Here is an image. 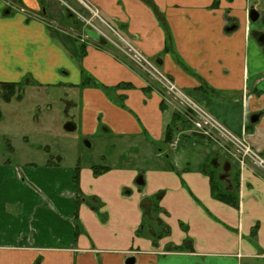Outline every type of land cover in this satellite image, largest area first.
<instances>
[{
  "label": "crops",
  "instance_id": "crops-1",
  "mask_svg": "<svg viewBox=\"0 0 264 264\" xmlns=\"http://www.w3.org/2000/svg\"><path fill=\"white\" fill-rule=\"evenodd\" d=\"M69 1H13L44 20L0 0V82L50 87L63 72L62 85L78 88L85 70L101 87L121 86L124 106L95 87L81 90L78 105L89 133L102 128L133 151L129 160L121 153L111 163L76 166L64 165L57 152L44 151L37 160L22 150L24 159L15 162L10 145V157L0 149V264L264 262V176L241 165L234 148L202 140L183 123L167 142L173 157L163 161L168 150L158 146L166 124L178 118L174 105L104 48L88 44L79 63L75 38L60 28L53 35L47 24L49 16L61 19L64 4L80 10L82 1L89 3L146 56L160 59L191 101L264 157V37L258 40L264 0ZM83 31L97 40L93 30ZM189 141L201 147L198 160L177 152ZM210 155L214 166L222 158L229 163L225 172L237 173L235 205L212 195ZM218 179L231 191L232 184L226 189L225 178Z\"/></svg>",
  "mask_w": 264,
  "mask_h": 264
},
{
  "label": "rangeland",
  "instance_id": "rangeland-1",
  "mask_svg": "<svg viewBox=\"0 0 264 264\" xmlns=\"http://www.w3.org/2000/svg\"><path fill=\"white\" fill-rule=\"evenodd\" d=\"M11 1L12 4H16L17 11L21 9L27 18H43L44 20H47L46 15L40 11L29 12L21 6L19 2L15 3L17 2L15 1L13 3L14 0ZM63 1L67 4H71V1L69 0ZM145 1L151 6L152 1ZM82 5V9L79 10L77 7L69 8L64 4L65 12H62L63 15L61 19H55L53 16H49L48 19H53V22L49 20L47 21V24L50 27V32L53 35L57 34L55 29L60 28L64 30L66 35L75 38L77 44L76 49L79 50L77 51V61L79 63L81 60L80 58L85 52L84 48L92 43L99 48H104L111 52L112 55L125 63L130 70L135 72L136 75L144 78L148 83L149 90L159 92L162 96L163 102H171L174 105L172 111H175L174 113L178 118L170 120L166 124L164 130L165 137L166 132L171 134L169 142H172V136L173 138L176 136L175 134L181 128L179 125L183 123V127L190 128L191 133H195V135L201 137L202 140L207 141V139H210L221 145L224 144V147L226 148H234L238 151L237 147H234V144L228 138L227 134L229 136L231 134L233 137L236 136L228 132V130L219 122L218 125L223 127L225 132L219 127L211 126L209 123L205 124L204 121H206V115L209 117L211 116L191 101V99H189L177 85L176 87L180 89V92L182 93V102L189 100L191 103H194V105L199 107L203 114L200 111H197V109L186 106L180 99L176 98L171 93H168L160 85L158 77L152 75V72L155 73L152 68L157 70L160 74L162 73L165 75L172 82L173 80L161 70V67L154 59L149 58L136 48L131 39L125 37L121 31L119 32V30L116 31L114 28L112 29L106 23L107 21H105L97 10H95L89 3L82 1ZM15 8L11 9L15 11ZM84 28L96 32L98 35L97 40L90 41L89 38L83 34ZM62 74L63 72H61L59 80L55 81V83L59 84L50 87H38L36 84L35 86L28 87L26 85L28 80L24 79L20 84V99L18 101L14 99L15 96L10 99V102L5 101L2 95H0V149L4 154L2 157H10V153L7 152V149L9 148L8 145H10L15 150L12 157L15 159V162H21L24 159L21 153L22 150L30 152V158L37 160L42 156V152L45 153L44 151L48 150L50 152H57L63 156L64 165H68L69 163L76 166H86L88 164L104 165L116 160L117 156L121 153L123 155L120 157L121 159L129 160V152L133 151V148H128L124 141H119L112 134L105 133L102 128H98L94 134L89 133V130L84 128V124L81 121L79 107L80 103H82L81 90L86 87L99 88L113 103L118 106H124V94H118L117 92L122 89V87L117 86L108 89L101 87L102 85L94 82L85 70H81L82 81L80 86L78 88H73L72 86L68 87L67 85H64L67 80ZM32 78L35 82L38 79L36 76ZM62 83L64 84L62 85ZM186 116H192L195 121H198V126H196L195 123H192L193 125L191 127V123H189ZM211 118L214 119L213 117ZM69 120L73 121L76 125V129L72 132H67L63 129L64 123ZM204 132L208 133V135ZM24 137H27V142L23 140ZM165 137L163 138L164 140ZM237 139L244 140L248 144L244 138L236 137V140ZM86 142L88 144H86ZM192 144L193 141L184 144L180 143L177 152H180L182 155H185L190 159L198 160L201 155V147ZM158 147H163L162 149L168 150L163 155V161L169 160L173 157L174 152L170 151V145L166 140L163 142V145H159ZM236 154L238 156V161L240 162L241 155L238 152H236ZM261 157L264 159L262 155ZM214 158V156L210 155L206 159V166L211 170L210 173L212 174L213 179H216L217 181L224 171L225 161H223L222 158H219L217 166H214ZM247 163L264 176V171L262 169L255 167L250 160L245 161V164ZM225 174V182H223L222 185H226L225 188L227 189V187L229 188V184H232L230 192L236 193L237 173L232 171L225 172ZM23 178L26 182L27 179L25 177ZM218 182L220 185L222 181ZM260 264H264V262L260 261Z\"/></svg>",
  "mask_w": 264,
  "mask_h": 264
},
{
  "label": "built area",
  "instance_id": "built-area-1",
  "mask_svg": "<svg viewBox=\"0 0 264 264\" xmlns=\"http://www.w3.org/2000/svg\"><path fill=\"white\" fill-rule=\"evenodd\" d=\"M152 70L155 72V73L152 72V75L154 77L155 76L158 77L160 85L168 93H171L176 98L180 99L182 102L183 97H181L182 93L180 92V89H178L176 85L171 80H169L165 75H163L162 73L160 74L157 70L153 68ZM182 103H184L186 106L190 108L197 109V111H200L202 113V110L196 105H194V103H191L189 100L182 102ZM205 120H206L204 121L205 124L209 123L211 126L219 127L222 131H224L223 127L218 125V122H216L214 119H212L208 115H206ZM190 121H192V119ZM194 121L193 123H195V125L198 126V121H195V122ZM205 134L208 135V133H205ZM227 136L234 144V147L235 146L237 147V150H238L237 152L241 155V159H240L241 165L245 164V161L250 160L255 165V167L260 168L264 171V159L261 157V155L258 152H256L253 148H251L244 140H238V139L236 140V137H233L231 134L230 136L227 134Z\"/></svg>",
  "mask_w": 264,
  "mask_h": 264
},
{
  "label": "trees",
  "instance_id": "trees-1",
  "mask_svg": "<svg viewBox=\"0 0 264 264\" xmlns=\"http://www.w3.org/2000/svg\"><path fill=\"white\" fill-rule=\"evenodd\" d=\"M0 95L5 99V101H10L11 98L15 96V98H19L20 96V83L13 82H0ZM165 140L167 142L170 141L171 134L166 132ZM169 135V136H168ZM96 173L100 172V170L94 169ZM210 182H211V192L215 198L222 200L228 204H236V196L235 193L230 192V190H224L221 185H219L218 180L213 179L212 174H210ZM225 178V177H224ZM76 180V176L75 179Z\"/></svg>",
  "mask_w": 264,
  "mask_h": 264
},
{
  "label": "water",
  "instance_id": "water-1",
  "mask_svg": "<svg viewBox=\"0 0 264 264\" xmlns=\"http://www.w3.org/2000/svg\"><path fill=\"white\" fill-rule=\"evenodd\" d=\"M257 16H258V15H257V13H256V11H255L254 9H251V10L249 11L248 17H249L250 20L255 21L256 18H257ZM263 37H264V35H261V36L258 38V40H259L260 42H262V41H263ZM155 61H156L157 64H160V63H161L160 59H156ZM256 120H257V115H253V116L250 118V121H251V122H255ZM63 129H64V131L72 132V131H74V130L76 129V125L74 124L73 121L69 120V121H67V122L64 123V125H63ZM86 144H88V143L86 142ZM228 170H229V163H228V162H225L224 171H228ZM136 182H137L138 184H141V183H142L141 178L139 177V178L137 179ZM132 262H133V259H129L128 263L132 264Z\"/></svg>",
  "mask_w": 264,
  "mask_h": 264
},
{
  "label": "flooded vegetation",
  "instance_id": "flooded-vegetation-1",
  "mask_svg": "<svg viewBox=\"0 0 264 264\" xmlns=\"http://www.w3.org/2000/svg\"><path fill=\"white\" fill-rule=\"evenodd\" d=\"M249 14V13H248ZM230 28L226 29V30H229ZM176 85V84H175ZM188 120H193V117L192 116H187ZM191 118V119H190ZM221 178H224L225 177V171L222 172V174L220 175Z\"/></svg>",
  "mask_w": 264,
  "mask_h": 264
}]
</instances>
